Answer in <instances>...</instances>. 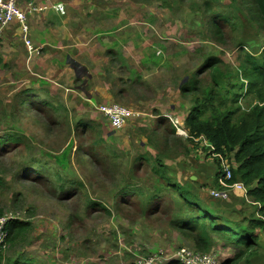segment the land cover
<instances>
[{"label":"rangeland","instance_id":"rangeland-1","mask_svg":"<svg viewBox=\"0 0 264 264\" xmlns=\"http://www.w3.org/2000/svg\"><path fill=\"white\" fill-rule=\"evenodd\" d=\"M203 1L51 0L55 12L29 14L30 39L42 53L30 58L24 47V60L12 55L7 62L0 54V139L13 134L23 141L0 147V209L28 224L14 232L2 264H133L181 247L195 249L194 235L173 228L178 197L165 191L153 167L160 158L177 181L198 176L200 194L213 201L210 191L220 169L204 140L180 136L190 135L186 118L194 102L181 86L194 75L214 86L212 70L202 68L213 57L222 62L223 80L236 75L238 43L250 33L244 34L245 25L262 37L252 47L264 46L258 18L255 28L247 21L256 17L250 0H211L215 10L242 19L218 39ZM252 100L241 99L242 111ZM111 103L138 116L114 131L100 112ZM165 116L178 121V133L158 123ZM144 156L153 160L147 163ZM125 188L147 197L123 193ZM159 188L172 200L149 201ZM219 207L228 217L247 218L244 225L259 217L240 187ZM255 232L257 246L242 257L217 237L210 253L219 256V264H264V230Z\"/></svg>","mask_w":264,"mask_h":264},{"label":"trees","instance_id":"trees-1","mask_svg":"<svg viewBox=\"0 0 264 264\" xmlns=\"http://www.w3.org/2000/svg\"><path fill=\"white\" fill-rule=\"evenodd\" d=\"M238 0H234L237 2ZM245 3L247 0H240ZM204 7L210 12V18L207 21L211 32L216 38H221L225 33L226 27L237 29L241 26L242 19L234 18L229 13L215 10L211 5V0H204ZM250 9L256 11V17L249 21V25L254 27L253 21L258 18L264 28V0H250ZM235 10L240 11L236 6ZM252 30L245 25L244 34L247 32L246 38L239 43V49L242 51L241 64L236 70V75H230L223 80L224 74L221 71L219 58H209L208 62L202 68H210L214 86L200 84L198 78L194 75L189 82L182 84L181 90L184 94H192L194 102L189 115L186 118V127L190 133L187 139L190 142L199 143L202 139L206 140L213 150L209 149V155L220 154L225 157L229 163L230 158L235 162L230 164L232 169L231 184H242L247 193L243 198L257 206L259 217L237 220L236 216L228 217L222 214L220 203L228 201L214 199H203L200 194L202 188V179L197 176L198 180H193L192 177L188 181H177L168 174L169 166L157 159L159 166L153 167L154 174L161 179L165 184V191L172 192L178 197V210L176 218L172 223L173 228L181 231V233H189L194 235L195 250L202 253H210L215 237L226 240L228 244L234 245L240 249V257L245 255V252H251L258 244V233L255 230H264V46L252 47L258 40L261 34L258 32V37H255ZM264 38V37H263ZM253 43V45H252ZM201 69V68H200ZM234 82H232V78ZM250 97L256 103L248 110L242 111L240 101L242 98ZM26 101L23 102L25 105ZM27 104V103H26ZM171 116H165L160 124H167L171 127L172 132L176 133V128L172 123ZM162 120V119H161ZM87 128H92L91 125L84 124ZM166 126V125H165ZM10 140L15 145L22 144L20 137L9 134L8 137L0 139V147ZM148 163L153 160L150 156L142 157ZM217 167L220 168V163L217 158ZM219 173H217L218 176ZM170 176V177H169ZM216 187L219 186L218 178L215 179ZM139 188V187H136ZM123 193L130 194L136 192L141 197L146 198L145 193L139 189L128 191L124 189ZM162 189H156L152 195H149V201H159L172 197H167ZM202 197V199H201ZM214 202V204L212 203ZM91 205H96L92 202ZM215 206L212 208V206ZM103 208V205H100ZM105 209V208H104ZM158 212V210L156 211ZM237 214V211H233ZM0 209V216H2ZM175 213V210H174ZM239 213V212H238ZM11 224V225H10ZM9 224L8 243L11 246V239L14 232L21 233L28 226L22 221H12ZM3 250H0V264H2ZM251 256V255H250ZM10 264V263H7ZM12 264H31L27 261H14ZM170 264H179L172 262ZM221 264H238L232 260H226ZM250 264V260L246 261Z\"/></svg>","mask_w":264,"mask_h":264},{"label":"built area","instance_id":"built-area-1","mask_svg":"<svg viewBox=\"0 0 264 264\" xmlns=\"http://www.w3.org/2000/svg\"><path fill=\"white\" fill-rule=\"evenodd\" d=\"M57 8L51 2V0H0V38L3 36V29L13 21L17 20L21 24V32L23 41L27 52L30 57L40 55L42 53L41 48L38 49L32 43L29 37V27L27 25V19L29 14H41L47 10H53ZM102 114L108 119L110 127L114 131H120L126 127V125L138 114L129 107L122 106L120 104L111 103L109 105L102 106ZM172 123L176 128V132L180 131L178 121L175 122L173 117H170ZM180 136L190 137L187 133H182ZM204 140V139H202ZM206 145L213 150V147L204 140ZM214 158H217L220 163L222 171L219 172L217 178L219 186L210 191L211 196L217 200L228 201L230 199V191L237 187H242L246 196V189L240 183L231 184L229 181L232 179V169L228 160L220 154H214ZM18 216H0V250H5L8 247L9 236V224L12 220H16ZM164 261L162 262V260ZM165 262H177L179 264H219V256L215 253H202L193 248L181 247L174 254L161 256L160 253L153 256L142 257L133 264H159Z\"/></svg>","mask_w":264,"mask_h":264},{"label":"crops","instance_id":"crops-1","mask_svg":"<svg viewBox=\"0 0 264 264\" xmlns=\"http://www.w3.org/2000/svg\"><path fill=\"white\" fill-rule=\"evenodd\" d=\"M50 11L55 12L53 10H50ZM47 12H49V11H47ZM5 28H7L6 31H5V36L6 35L7 36L5 38V41L2 43L3 44L2 48H1L2 44H0V48H1L0 49V54L5 59L4 61L7 62V59L11 58L12 55H13V57H15V55H17L20 60H24L25 55H24L23 49L25 47V44H24V41H23V37H21L22 36L21 24L17 20H15L12 23H10L8 26H6ZM18 35L21 38V40L18 37H16ZM29 37H30V35H29ZM40 40H44V38H41ZM35 46H37V45H35ZM25 49H26V47H25ZM30 58H32V57H30ZM22 63H23L22 64V66H23L24 62H22Z\"/></svg>","mask_w":264,"mask_h":264},{"label":"water","instance_id":"water-1","mask_svg":"<svg viewBox=\"0 0 264 264\" xmlns=\"http://www.w3.org/2000/svg\"><path fill=\"white\" fill-rule=\"evenodd\" d=\"M192 179H193V180H195V179H196V177H192Z\"/></svg>","mask_w":264,"mask_h":264},{"label":"flooded vegetation","instance_id":"flooded-vegetation-1","mask_svg":"<svg viewBox=\"0 0 264 264\" xmlns=\"http://www.w3.org/2000/svg\"><path fill=\"white\" fill-rule=\"evenodd\" d=\"M85 73V71H83Z\"/></svg>","mask_w":264,"mask_h":264}]
</instances>
